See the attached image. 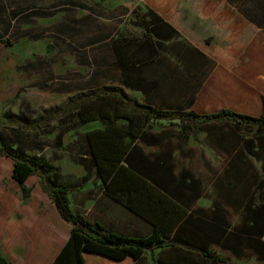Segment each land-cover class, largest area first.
<instances>
[{"label": "trees", "instance_id": "trees-1", "mask_svg": "<svg viewBox=\"0 0 264 264\" xmlns=\"http://www.w3.org/2000/svg\"><path fill=\"white\" fill-rule=\"evenodd\" d=\"M179 1L144 0L147 12L137 16L142 35L126 38L122 34L113 41L123 83L142 91L147 105L129 100L122 88L105 87L78 94L33 120L27 102L22 114L0 119V155L12 159V178L22 187L24 198L32 191L27 180L37 176L41 189L72 225L52 264H152L146 254L158 247L154 264H232L215 247L237 257L256 255L264 262V96L261 114L230 106L207 109L200 104L222 64V53L210 49L214 35L230 33L239 38L249 28L239 27L242 22L235 18L241 15L235 7L213 6V0L194 2L211 29L193 26L189 20L176 25L173 9ZM227 1H240L241 13L264 19V0ZM80 5L104 10L99 1L81 0ZM1 41L12 45L7 38ZM242 50L243 46L235 45L228 51L239 54ZM160 120L177 121L179 129L152 131ZM93 121L104 126L81 132L71 144L78 154L74 161L86 170L83 175H67L61 165L45 155L29 153L24 146L28 132L42 135L54 127L62 144L69 129ZM202 132L208 145L225 157L212 177L216 197L210 207L197 205L205 196L203 182L191 168L181 167L175 154L179 149L189 155L184 144L190 137L199 141ZM144 144L159 150L148 152ZM93 175L102 181L105 196L132 212L148 229L124 233L91 223L75 211L70 195L81 191ZM240 212L243 219L235 222ZM0 264H14L3 254L1 243Z\"/></svg>", "mask_w": 264, "mask_h": 264}, {"label": "crops", "instance_id": "crops-1", "mask_svg": "<svg viewBox=\"0 0 264 264\" xmlns=\"http://www.w3.org/2000/svg\"><path fill=\"white\" fill-rule=\"evenodd\" d=\"M94 1L98 2L97 0ZM80 3L81 0H0V47L5 45L9 48L1 40L11 36L20 41L26 37L39 39L48 33L56 35L58 38L61 37L75 46L74 37L79 35L80 30L77 33L71 31L77 24L71 21L70 13L78 14L83 11L85 14L81 18H77V21H81V23L86 20L91 21V26L88 27L85 35L89 30L92 31V34L81 39V44L76 46V50H81V64L88 66L92 75L85 84L81 85V89L76 95L92 93L105 87H119L124 92L127 90L139 92L144 97L142 91L131 89L123 83V72L113 47V41L120 36L117 30L104 29L102 25L100 26L103 18L101 8L92 11L82 8ZM142 10L145 11V9ZM234 10L241 15L240 18H235V21L240 19L242 23L239 24V27L244 29L248 27V33H239V38L233 37L234 35L230 33H226L225 36L214 35V38L218 37L225 42V45L220 49L214 48L213 41L210 48L213 52L222 53V64L215 71L211 83L202 93V103L200 102V104L201 107L207 109L230 106L241 112L261 114L264 96V19L257 17L258 14L249 18L243 12L241 13L240 8L235 7ZM254 12L258 13L256 9ZM173 13L176 15L173 19L176 25L189 20L193 22V26L195 24L208 26L209 19L201 17L198 8L195 6L189 9L176 6ZM137 14L144 15V13ZM38 18L51 22L48 23L49 28L47 26L39 28V31L35 33L34 30L38 26L34 24ZM114 20L116 21V19H110L112 22H115ZM115 24L119 27L118 21ZM135 25L140 31L130 35L124 34L126 38L142 35L143 29L139 25L138 19ZM208 28L211 29L210 26ZM235 39L238 40V44L235 43ZM235 45L238 48L243 46V50L239 54H230L228 50ZM169 56L175 60L174 55L169 54ZM34 61L36 60L30 61V64ZM3 64V60H0V79L5 78V66ZM33 69L35 70V68ZM88 185L89 182L81 191L70 195L71 206L75 211L84 214L91 223H100L107 228L120 232L133 233L138 229L133 220V213L128 214V209L104 195L101 180L92 188H87ZM77 195L78 201L75 204L72 197ZM109 204L120 208L124 217L115 219L110 216L107 211ZM197 205H199L198 202ZM237 216L240 223L243 219V213L240 212ZM71 229V223L63 219L51 199L46 203L42 200L23 197L18 199L3 197L0 199V243L3 254L14 264H17V260H12L5 250L7 240L8 242L14 240L13 253L20 257L19 262L52 264L67 242ZM238 258H254L261 261L256 255Z\"/></svg>", "mask_w": 264, "mask_h": 264}, {"label": "rangeland", "instance_id": "rangeland-1", "mask_svg": "<svg viewBox=\"0 0 264 264\" xmlns=\"http://www.w3.org/2000/svg\"><path fill=\"white\" fill-rule=\"evenodd\" d=\"M97 1L104 4V10H102L103 18L100 23V26L102 25L104 29H115L118 35H130L140 31L136 28L135 22L137 21V13L145 14L147 12L144 0ZM194 2L195 0H180L177 7L182 9L193 8ZM239 3L241 2L234 1L233 4H230L227 0H213L212 5L239 8ZM127 8L132 10L130 14H128L130 10H127ZM142 9H145V11ZM84 14L83 11L78 14L75 12L70 13L71 21L77 24L74 25L71 31L77 33L80 30L79 35L74 37L76 42L75 46H73V43H69L61 37L58 38L56 35L48 33L39 39L26 37L20 41H17L15 37L11 36L8 39L12 42V45L9 48L5 45V47L3 45L0 47V60H3V66H5V78L0 79V119H5L8 114H22L23 103L27 102L33 110L30 115L31 120H33L39 114L49 109L63 106L67 101L76 96L78 90L81 89V85L85 84L92 75L89 67L81 64V50H76V46L81 44V39H85L86 36L88 37L92 34V31L89 30L87 31V35H85L86 30L91 26V21L86 20L84 23L77 21V18H81ZM110 19H116L119 22V27L115 24V20V22H112ZM49 22L51 21L38 18L34 24L38 27L34 32H38L39 28L45 26L49 28ZM213 41L214 48L218 47L221 49L225 45V42L218 37H215ZM34 59L36 60L34 61L35 63L33 62L34 65L36 64L35 66L33 63L30 64V61ZM124 94L131 101L141 105H147L143 95L139 92L127 90ZM120 122L125 121L122 120ZM176 123L177 121L170 123L160 120L157 124H154L151 130L159 131L169 127L178 130L179 126ZM103 126L104 123L101 121H93L69 129L63 134L62 144L57 142L59 130L54 127L50 132L42 135L36 132H28L24 134L26 140L24 146L29 153L45 155L56 164L61 165L64 173L67 175H83L86 170L83 165L74 161L73 156H78V154L76 150L71 148V144L79 137L81 132ZM178 142L179 139H175V143L177 144ZM144 147L148 152L159 150V147L146 144H144ZM184 149L190 150L189 155H184L178 149L175 152L177 162L181 167L191 168L201 178L205 196L199 199L198 204L204 207H210L216 197L212 186V177L214 171L223 165L224 157L216 154L208 145L204 132L200 134L199 141H195L190 137L188 142L184 144ZM257 164L261 166L260 162ZM12 167V159L0 155V199L3 197L9 199L24 198L22 187L12 178ZM97 182H99V179L93 175L87 188H92L97 185ZM26 183L28 187H32L31 194L28 198L42 200L45 203L48 202L50 198L41 189L37 176H31ZM72 199L76 204L78 195L72 197ZM107 211L115 219H122L124 217L122 210L117 206H113V204L108 205ZM128 214H131V212L128 211ZM133 220L135 226H138L139 229H148V226L139 218H136V216L133 217ZM238 220L239 217L235 215L234 221L238 222ZM13 242V239L12 242H8L7 240L5 250L12 260H17V264H25L24 261L19 262L20 257L14 255ZM159 250L160 248L158 247L154 251L147 252L146 256L152 263L158 257ZM215 250L218 254L229 259L232 264H264L254 258H238L231 252L219 247H215Z\"/></svg>", "mask_w": 264, "mask_h": 264}]
</instances>
